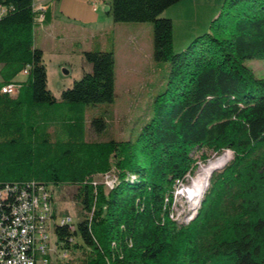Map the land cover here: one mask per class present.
Segmentation results:
<instances>
[{"label": "trees", "instance_id": "16d2710c", "mask_svg": "<svg viewBox=\"0 0 264 264\" xmlns=\"http://www.w3.org/2000/svg\"><path fill=\"white\" fill-rule=\"evenodd\" d=\"M181 1L105 5L114 24H151L152 58L170 67L134 140L90 141L87 107L113 101V52H83L89 69L57 99L34 46L49 14L40 24L34 0H0V187L73 186L82 214L73 228H54L69 258L45 264H264V79L245 64L264 60V0H224L209 33L174 53L172 21L162 15ZM10 84L15 96L2 94ZM88 125L105 130L101 116ZM226 150L232 159L211 175L194 219L177 225L175 187ZM111 170L105 194L92 179Z\"/></svg>", "mask_w": 264, "mask_h": 264}, {"label": "rangeland", "instance_id": "374dc122", "mask_svg": "<svg viewBox=\"0 0 264 264\" xmlns=\"http://www.w3.org/2000/svg\"><path fill=\"white\" fill-rule=\"evenodd\" d=\"M223 3L224 0H182L166 10L162 17L172 21L173 52H181L195 38L209 33L210 25L220 14ZM46 4L55 17L53 27L46 29V24L36 27L34 44L44 49L43 63L47 70L48 89L59 99L63 90L70 88L74 81L82 77L85 66L89 69L82 58L83 52L112 51L115 60L113 101L87 107L86 139L134 140L140 128L152 116L154 99L164 91L168 82L169 63H158L152 58L151 24H114L104 12L107 3L98 0H47ZM34 5L36 8L45 6L42 0H34ZM245 64L256 78L264 79V60H250ZM98 116L105 120V130L99 135L88 125L91 118ZM223 155H229L228 162L231 161L232 153L228 150L220 155H212L205 163L198 164L186 184L175 187L171 215L177 225L187 226L197 214L202 200L196 208L192 207L184 194L185 189L202 167ZM92 180L106 194L115 184V172L111 170L99 174ZM48 189L58 216H67L75 223L82 219L79 205L74 199L73 186L55 185ZM50 236L55 241L52 230ZM52 241L50 245L53 250ZM79 256V253L75 255L77 258Z\"/></svg>", "mask_w": 264, "mask_h": 264}, {"label": "built area", "instance_id": "2783aa9c", "mask_svg": "<svg viewBox=\"0 0 264 264\" xmlns=\"http://www.w3.org/2000/svg\"><path fill=\"white\" fill-rule=\"evenodd\" d=\"M34 8L38 12L37 22L41 24L45 8L35 5ZM23 74L26 75L27 70ZM17 91L14 84L2 88V94L9 96H15ZM21 189L18 185L0 187V264H45L48 259L67 260L69 253L59 249L54 228L56 225L73 228L75 222L56 214L48 188L31 183L29 188ZM12 195L16 201L10 204ZM50 230L55 241L51 240Z\"/></svg>", "mask_w": 264, "mask_h": 264}, {"label": "bare ground", "instance_id": "6f19581e", "mask_svg": "<svg viewBox=\"0 0 264 264\" xmlns=\"http://www.w3.org/2000/svg\"><path fill=\"white\" fill-rule=\"evenodd\" d=\"M229 161V155H223L202 167L198 175L192 179L184 194L188 197L192 207L196 208L206 192L212 173L222 169Z\"/></svg>", "mask_w": 264, "mask_h": 264}, {"label": "crops", "instance_id": "0c3cea01", "mask_svg": "<svg viewBox=\"0 0 264 264\" xmlns=\"http://www.w3.org/2000/svg\"><path fill=\"white\" fill-rule=\"evenodd\" d=\"M43 1V4L45 5L44 6V8H45V14H49V16H50V22L46 25V29H52V27H53V21H54V19H55V17H54V15H53V13L50 11V7H48L47 6V4H46V1L47 0H42ZM99 2H106V3H108L110 0H107V1H104V0H98ZM40 27H42V25H39V26H37V28H40ZM34 46H35V44H34ZM36 47V46H35ZM40 50L42 51V53H43V57H44V49H42V48H40ZM85 70H87L88 68L85 66V68H84ZM46 72H47V70H46ZM20 77H22L23 79H21L20 80ZM25 78H26V75H24V74H19L15 79H14V81L15 82H23L24 80H25ZM47 78H48V76H47Z\"/></svg>", "mask_w": 264, "mask_h": 264}, {"label": "water", "instance_id": "95a60500", "mask_svg": "<svg viewBox=\"0 0 264 264\" xmlns=\"http://www.w3.org/2000/svg\"><path fill=\"white\" fill-rule=\"evenodd\" d=\"M104 12H105V14L107 13V10L106 9H104Z\"/></svg>", "mask_w": 264, "mask_h": 264}]
</instances>
